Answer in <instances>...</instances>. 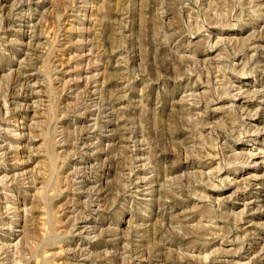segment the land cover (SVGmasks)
<instances>
[{"label": "rangeland", "instance_id": "374dc122", "mask_svg": "<svg viewBox=\"0 0 264 264\" xmlns=\"http://www.w3.org/2000/svg\"><path fill=\"white\" fill-rule=\"evenodd\" d=\"M0 264H264V0H0Z\"/></svg>", "mask_w": 264, "mask_h": 264}, {"label": "bare ground", "instance_id": "6f19581e", "mask_svg": "<svg viewBox=\"0 0 264 264\" xmlns=\"http://www.w3.org/2000/svg\"><path fill=\"white\" fill-rule=\"evenodd\" d=\"M252 58V57H251Z\"/></svg>", "mask_w": 264, "mask_h": 264}]
</instances>
